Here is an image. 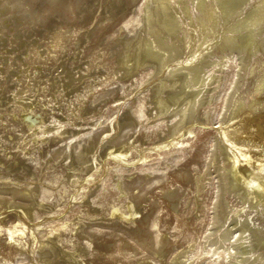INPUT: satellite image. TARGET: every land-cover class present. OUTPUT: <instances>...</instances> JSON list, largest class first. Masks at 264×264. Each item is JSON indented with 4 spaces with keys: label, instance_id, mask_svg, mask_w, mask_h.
<instances>
[{
    "label": "rangeland",
    "instance_id": "obj_1",
    "mask_svg": "<svg viewBox=\"0 0 264 264\" xmlns=\"http://www.w3.org/2000/svg\"><path fill=\"white\" fill-rule=\"evenodd\" d=\"M156 1L0 0V138L2 140L0 189L5 187V191H1L4 196L0 194L2 228L0 230V264H171L173 258L186 251L188 247L190 252L195 253L196 262L204 260L206 264H214L210 261L208 253L203 254L208 225L212 222L210 209L213 207L212 200L216 194V184L212 176H216L217 164L218 167L226 163L232 164L236 157L243 156L235 145L228 144L230 142L222 136L224 141L222 145L225 142L228 145L225 143L217 148L218 156L215 154L210 164L213 138L218 125L206 120L194 122L195 126L189 125L190 128H195L193 133L186 131L184 134L178 131L180 136L177 133L174 134L175 136L177 134L178 138L188 140L186 148L174 153L169 150L176 146V143L163 148L162 144L165 143L172 128L170 124L167 127L168 130L171 129L169 131L166 128L167 125L165 130L155 127L154 120L158 117L151 109H155L153 107L157 106L156 102L160 96H167L175 88H162L161 92L159 80L168 77V72L164 73V70H161V57L154 58L155 47L159 44L157 40L160 37L170 36L167 39H171L177 37V34L184 35L186 25L177 29L176 34L170 33L169 30L168 33L162 21L169 7L164 6L166 9L161 5L162 9ZM188 2L193 3L194 0H188ZM171 4L170 7L173 4L178 6H176L177 11L183 10L182 7L179 8L180 5L176 4V1ZM148 7L154 11L156 9L155 13L159 11L162 13L160 19H156L158 20L156 23H154L155 18L151 20L152 23L149 22ZM181 10L178 12L179 15L183 12ZM196 10L192 8L193 13ZM183 14L181 18L189 21V18ZM192 17L198 22L195 16L192 15ZM137 21L142 24L138 25ZM150 23L153 24V32H150L152 31ZM187 26L198 31L197 27H191L189 24ZM131 31H133L132 35ZM161 31L166 34L159 36ZM141 33H145L146 37L143 38L144 35L141 36ZM195 43L197 45V40ZM144 54L148 55L150 61L152 60V65L129 71L130 66H135ZM129 58L132 59L128 61ZM232 68L235 69L234 66ZM150 71L153 73L151 74ZM174 78H168L169 83L173 84ZM181 81L183 79L175 86L176 89L183 85ZM256 82V78H251L250 86H253L251 89L255 87ZM163 90L165 95L162 94ZM28 95L29 97L32 95L33 99L30 97L27 101ZM100 97H103L102 100ZM139 99L144 101L143 105L146 106L151 120L146 121L144 125L147 127L139 128L130 141L132 149H135L131 153V156L135 157L132 158L133 162L119 164L110 151L123 139L128 138L131 130L127 129L126 123L128 118L134 115L135 110L140 108ZM260 117L264 122V113ZM99 121L102 124H99ZM92 125L97 128H89ZM189 127L186 129L188 130ZM88 128V132L90 129L94 132L93 135L98 131L94 136L97 142L92 143L93 147L88 151L90 153L94 150L95 155L92 152L90 154L93 156L88 154L89 159L93 157L91 158L93 160L90 159L93 165L92 168L86 169L88 172L85 170L81 171L83 173L78 172L80 175H76L74 182L70 178V173L73 171L69 170L71 168L64 159L65 156L58 151L62 146L71 144L70 139L76 136L75 134L78 136L88 133L86 132ZM53 134L56 138L52 137ZM69 135L70 138H68ZM97 135L100 138L96 137ZM176 137L171 138L176 140ZM244 141L247 143L250 141L249 144L253 145L255 140L248 138ZM225 147L232 149H225ZM251 147L254 148V145ZM260 147L255 148V153L264 150V142ZM54 149L58 155H61L60 157ZM168 151L171 156H167ZM222 152L224 153L221 154ZM227 155L233 160L231 161L230 157L229 160L226 158L224 161V156L227 157ZM219 156H223L222 159ZM94 161L95 163L97 161L99 168L94 166ZM128 163L131 168L127 167ZM66 164L69 168L65 166ZM121 167L122 172H120ZM152 171L153 174L157 172L153 175ZM87 174L96 178L93 179ZM130 174L133 175L132 179L126 185H122L121 179ZM136 174L140 176V179H136ZM145 174L148 177L147 175L146 178L143 177ZM208 174L211 180L206 186L201 181L206 182ZM78 176L82 178H77ZM118 176L122 177L120 181ZM159 176L160 180H158ZM142 178L148 181L144 180L145 183L143 181L141 184ZM133 179H136L135 184ZM151 181L155 183L152 184ZM72 182L76 185L79 183L78 189ZM3 184L7 186L2 187ZM9 186L11 190L7 189ZM23 187L26 189H22ZM167 187L172 188L168 190ZM202 188L205 189L202 190ZM19 189L27 191L26 194L18 191ZM15 190L16 193H13ZM167 191H170L169 194ZM28 192L36 196L29 193L30 196ZM230 193L227 192L224 196L231 201L233 199V203L239 204V201ZM134 200L141 201L137 205L138 208L140 207L138 211H142L140 214L138 211L132 214L129 209ZM228 212L226 207L222 211L223 214ZM225 217L226 214L220 215L224 221ZM24 222L28 228L26 224L24 225L26 227L22 225ZM17 225L28 229H25L23 235L27 243L25 248H20L8 238L7 229ZM153 225L156 228L152 227ZM29 227L33 228L35 233L29 231ZM221 260L225 261L223 258Z\"/></svg>",
    "mask_w": 264,
    "mask_h": 264
},
{
    "label": "bare ground",
    "instance_id": "obj_2",
    "mask_svg": "<svg viewBox=\"0 0 264 264\" xmlns=\"http://www.w3.org/2000/svg\"><path fill=\"white\" fill-rule=\"evenodd\" d=\"M52 1H54V0H52ZM175 1H176V4L180 5L179 8H181V7L183 8V10H181V9L180 10L185 13V14H183V12H182L183 16L185 15V16H187V18H189L188 19L189 21H184L181 18L182 14L180 12L181 15H179L178 12L180 10L177 11V9H176L177 5H174L175 3L173 4L172 7H170V5H172L171 3L175 2ZM175 1H171V0H157L156 1L159 4V7H161V8H162V6L163 7L164 6L169 7L167 12H166L167 14L165 16L163 15L164 19L162 21L164 27L167 28V31L169 30L170 33L176 34L177 29L179 30V28H183V26L185 27V25H186V28H185L186 32L184 31V33H185L184 35L177 34V37L179 36L178 38L176 36L175 37L171 36L172 37L171 39H167L168 37L170 38V36H167V38H161V37L159 38V36L166 34V33L165 34L162 33L163 31H161L159 36L157 35L158 36L157 38H159L157 40L159 44L156 45V47H155L156 48V50H155L156 55L155 56L153 55V56H154V58L155 57H161V63H160L161 70L163 69L164 73L168 72L167 73L168 77L161 78L160 80L158 79L160 81L158 84H159V87L161 88V92H162V88H167V87H172L173 89L175 88V90L168 93L167 96H160L159 99L157 97V99H158V101L156 102L157 106L153 107L155 109H151V110L152 111L154 110L153 113H155V116L158 118H156L154 120L155 122L154 121L153 122L155 123V127H159L160 129L162 128L163 130H165L167 127H169L168 126L169 124L171 125L170 128H172V130L169 129V130H171V131H169L167 128V130L170 132V134H168V137L165 139V141L163 140L165 143L162 145H163V148L165 149V148H168L169 146H172V144L176 143L177 145L174 147H171L169 150L170 152H173V153H174V151L177 152L183 148H186V146H187L186 141H188V140L185 141V139L176 137L178 134V131L179 132L182 131L184 134L186 131H188L189 133H193V132H195V128H192V127L190 128L189 125H194V122L199 123V122H202L203 120L210 121V122L216 124V126L218 125L216 135L214 134L215 137L213 138L214 139V141H213L214 145H213V148L211 150V153L209 152L210 153V160L209 159L208 160H209L210 164H212L211 160L213 161L214 155L218 152L217 148L222 145V141H223L222 136H224L227 139V141L230 142L228 144L232 143L233 146L234 145L236 146L237 150L239 149V151L241 152V155L243 156V157L241 156L242 158H237L234 155V153H233V155H234V157H236L235 160H233L231 156H230L231 158L228 157V155L230 154L229 153L230 150L228 152L229 154L227 155V157H225L226 156L225 154L227 153L226 152L227 150H226L225 151L226 153L224 154L225 156H224L223 160L226 161L225 160L226 158L228 160L230 158V160L231 159L233 160V163L232 162H231L232 164L226 163V165H220V167H218V164H217V167L215 166L217 168L215 170L216 176L215 177L212 176V178H214L213 180L215 181L214 183L216 184V189H215L216 194H215L214 199L212 200L213 201V204H212L213 207L211 206L212 208L210 209V210H212V222L210 225H208L209 227L207 226L208 227V233H207L205 240H204V243H203L205 250H204V253L203 252L202 253L203 254L208 253L210 261L214 264H264V150H261V152L255 153V148L256 149H258V147L261 148L260 147L261 143L264 142V129H262L264 126V122L261 120V117H260V115L264 113V56H263V53H264V0H194L193 3L188 2V0H175ZM151 6L152 5H150V7ZM166 7H164V8H166ZM192 8H196L197 10L193 13ZM148 9H149V7H148ZM148 11H149V15H150L149 22H151V20H153L155 18L154 23H156L158 21V20L156 21V19H158V18L160 19V16L162 13L160 11L155 13V11H157L156 9H155V11L152 9H149ZM192 15L198 19V22L196 20H194L195 18H193ZM146 17H147V15H146ZM191 18H193V19H191ZM142 19H141V22H142ZM145 20H146V18L144 19V21ZM146 22H148V21H146ZM137 23H138V25L142 24V23H140V21H137ZM151 23H150V25H151L152 31H150V32H153V27H152L153 24H151ZM162 23H161V25H162ZM188 24L191 25V27L192 26L197 27L198 31H195L194 28L193 29L188 28V26H187ZM160 29H162V28H160ZM142 30H144V29H142ZM169 31H168V33H169ZM131 33H133V31H131L130 34ZM144 34L141 33V36ZM134 36L136 37V35H134ZM134 36H132V37H134ZM141 36H140V38H141ZM145 37L146 36L144 35L143 38H145ZM143 38H141V39L143 40ZM153 38L156 39V37H153ZM127 39H129V38H127ZM133 40L134 39H132V41ZM182 40H183V43H181ZM196 40H197V45L195 43ZM143 42H144V40H143ZM149 43H151V42H149ZM154 43H156V42H154ZM127 44L129 47V43H127ZM139 44L141 45L140 42H139ZM143 47H144V45H143ZM6 49H7V47H6ZM152 49H153V46H152ZM145 54H144V56L142 55V57L139 59L138 62H136L135 66H130L129 71H131L132 69L135 70V68H137V70H138L141 67L143 68V66L147 67V65L151 64L152 60L150 61V59L148 58V55H145ZM131 59L132 58H129L128 61H130ZM157 62H159V61L157 60ZM156 66H158V65H156ZM232 66H234L235 69H233ZM124 69H125V67H124ZM148 70H149V68H148ZM151 71H150V73H151ZM147 74H148V72H147ZM230 75H232V76H230ZM150 76L151 75H149V77ZM170 76L175 77L173 79V84L169 83V81H168L170 78H172ZM19 78H20V76H19ZM154 78H155V76H154ZM251 78H256V81H257L255 83V87L253 89H251L253 86L252 87L250 86ZM155 79H157V78H155ZM182 79H183V81H181V83L183 82L182 83L183 85L179 89H176L175 86ZM92 86H94V85H92ZM113 88H115V87H113ZM88 90H90V89H88ZM154 90H155V88H154ZM261 90H262V92H261ZM164 93H165V91L162 94H164ZM99 94H103V93H99ZM30 97H32V95ZM30 97H29V95L26 97L28 99L27 101H29ZM103 97L105 99V96H103ZM102 98H101V100H102ZM32 99H33V97H32ZM89 99H91V98H89ZM142 99H144V98H142ZM142 99H139V107L140 108L136 109L135 110L136 112L134 113V115L129 117L127 120L126 127H127V129L129 128L131 130L129 132L128 138L123 139V141H121L118 145L114 146L112 148V150L110 151L111 155L114 156V158L117 160V162H119V164H120V162H123V163L127 162V161L133 162L132 158L134 156H131V153H132V150H135V149L134 148L132 149V145L130 144V141H131L132 137L134 138L133 135H134V133L138 132L139 128H142L143 126L147 127L144 124L146 121H148L151 118V116H149V113L146 111V106L143 105L144 101ZM36 100H38V99L36 98ZM153 101H155V99ZM147 105H149V103ZM152 106H154V105H152ZM153 113H152V116H153ZM150 115H151V113H150ZM155 116H154V118H155ZM106 120H107V118H106ZM32 121L34 123L33 119H32ZM97 122H98V120H97ZM97 122H95V123H97ZM153 122H151V123H153ZM100 123L101 122L99 121V124ZM94 126L92 125L89 128H93ZM165 126H166V128H165ZM111 127L113 128L114 126H111ZM188 127H189V129L187 130L186 128H188ZM78 128H79V126H78ZM89 128L86 130V132L89 131ZM94 128L96 129L97 127H94ZM104 128H102V129H104ZM99 129H100V127H99ZM79 130H81V129H79ZM112 130H114V129H112ZM167 130H166V132H167ZM221 131L223 133H221ZM96 133H95V135H96ZM175 133H177L176 136L174 135ZM93 134H94V132L91 131V129H90V132H88L86 134L84 133V134H81L78 136H77V134H75L76 136L72 135L73 138L70 139L72 142L69 140L71 142V144H68V143H67L68 145L63 144V145H65V147L62 146L63 149H61L62 148L61 147L58 151V153L65 156L64 159H66V161L68 162V164L71 168L69 170L73 171L72 173H70L71 174L70 178L73 179V181L76 178V175L78 174V172L83 173L84 172L83 170L87 171L86 169H90V167L92 168L93 162L90 161V159L93 157H91L90 159H89V157H90V155L93 156L94 150L90 151V153L92 152L93 154H90L88 151L93 147L92 143L96 144L95 141L97 142V140H95V138H94L95 135H93ZM70 135L68 138H70ZM104 136H105V133H104ZM45 137L48 138L49 136H45ZM52 137L56 138V135L53 134ZM96 137H98V135ZM171 137H173V138L176 137L175 138L176 140H173ZM98 138H100V137H98ZM248 138H254V140H255L253 143L254 148L251 147V146H253L252 144H249L250 141L248 143H247V141L246 142L244 141V139H248ZM105 139H106V136H105ZM1 143H2V140L0 138V144ZM132 144H134V143H132ZM228 144L226 143L225 145H228ZM162 145H161V148H162ZM248 145H251V146H248ZM133 146H135V145H133ZM158 148H160V147H158ZM226 148L232 149V148L225 147V149ZM233 149H235V148H233ZM54 150L56 151V149H54ZM168 152H166L168 154L167 156H169L171 154L170 152L169 153ZM55 153L57 154V151ZM223 153L224 152H222L221 154H223ZM88 154H90V155H88ZM163 154H165V153H163ZM218 154L220 155V153H218ZM61 155H58V156L60 157ZM231 155H232V153H231ZM54 156H56V155H54ZM59 157H57V159ZM148 157H150V156H148ZM219 157H221V156H219ZM222 157H221V159H222ZM95 158L97 159V157H95ZM216 158L218 159V157H215V159ZM172 159H175V158H172ZM91 160H93V159H91ZM219 160H220V158H219ZM166 161H168V160H166ZM173 161L175 162V160H173ZM224 161H223V163H225ZM164 162H165V159H164ZM94 163H95V161H94ZM96 163H97V161H96ZM96 163L94 164V166L95 165L97 166ZM151 163H152V161H151ZM169 163H171V162H169ZM215 163H213V164H215ZM218 163H220V161ZM128 164L129 165L127 167L131 168L130 163H128ZM157 164H155V165H157ZM166 164H168V163L166 162ZM65 166L68 167L67 164ZM124 166H125V164H124ZM125 168H126V166H125ZM210 169H212V168H210ZM124 170H123V172H124ZM131 170H130V172L133 173ZM81 171H83V172H81ZM134 171H136V170H134ZM146 171H144V173ZM177 171H179V170H177ZM211 171H213V170H211ZM120 172H122V167H121ZM137 172H138V170H137ZM156 172H155V174H156ZM80 173L78 175H80ZM93 173H92V175L94 176ZM146 173L149 174L148 172H146ZM151 173L153 174V171ZM161 173H163V172H161ZM178 173H180V172H178ZM117 174H120V173H117ZM147 174H145L143 177H145ZM155 174H153V175H155ZM92 175L91 176L88 175V176L92 177ZM120 175H122V174H120ZM136 175H137L136 179L137 178L140 179V176L138 177V174H136ZM203 175H205V174L203 173ZM132 176L133 175L130 174V175H127L123 179H121L122 178L121 176H118V179H119V181H120V179L122 180L121 181L122 185H126L127 182H129V180L132 179ZM161 176H163V174ZM147 177H148V175H147ZM150 177H151V174H150ZM210 177H211L210 175L207 176L208 182L207 181L202 182V181H204V180H202L201 183H203V185L207 186V184L211 180ZM77 178H82V177L78 176ZM94 178H96V177H94ZM134 178H135V176H134ZM136 179L135 180L133 179L134 184H135ZM204 179H206V178H204ZM144 180H146V179H143L141 181V184H143ZM158 180H160V176H159ZM158 180L156 182H158ZM146 181H148V179ZM152 181L150 183H152V184L155 183ZM2 182L5 183L4 181H2ZM6 182L8 183V181H6ZM76 183H78V182H76ZM144 183H145V181H144ZM72 184H73V182H72ZM147 184H149V182ZM4 185L5 184H3L2 187H4ZM7 185H10V183ZM7 185H5V186H7ZM73 185H76V184H73ZM77 185H76V187H77ZM119 185H120V182H119ZM130 185H131V183H130ZM150 185H149V189H150ZM173 186H175V185H173ZM10 187L11 186L7 187V189L8 188L10 189ZM200 187H201V185H200ZM0 188H1V186H0ZM24 188L25 187H23L22 189H24ZM120 188L123 189V191H126V189H124L123 187H120ZM170 188H172V187H170ZM198 188H199V183H198ZM4 189H5V187L0 189V194H1V191ZM22 189L21 190L19 189L18 191H20L22 193L25 192V193H23L25 195L27 191H24V190L22 191ZM77 189H78V187H77ZM149 189H147V190H149ZM167 189H168V187H167ZM200 189L201 188H199V191H200ZM203 189H205V188H202V190ZM31 190H33V188ZM63 190H65V189H63ZM141 190H143V189L141 188ZM35 191H33V192H35ZM167 192L169 194L170 191H167ZM176 192H177V190L175 191V194H176ZM227 192H231L232 195L237 199V201H239V204H235L232 202L233 199L231 201L227 197H225L224 195ZM13 193H16V190ZM18 193L19 192H17V194ZM29 193L30 192H28V194ZM30 194H33V193H30ZM1 195L4 196L3 193ZM13 195H15V194H13ZM33 195H35V194H33ZM143 195L146 197L145 194H143ZM170 197H171V195H170ZM174 197H175V195H174ZM1 198H2V196H1ZM10 199H12V198H10ZM173 199H175V198H173ZM176 199H178L177 196H176ZM14 200H16V199H14ZM28 200H29V198H28ZM36 200H35V202H36ZM10 201L12 202V200H10ZM22 202H20V203L22 204ZM37 202H38V200H37ZM139 202H141V201H139ZM139 202L138 201L136 202L134 200V202H132L130 204L132 207L130 206L129 209H131L132 214L134 212L138 211V209H140V207L138 208V206H137L138 204H140ZM15 203H17V202L15 201ZM15 203H14V205H15ZM32 203H30V205ZM32 205L34 206V204H32ZM225 207L229 210V212H228V214L224 213V214H226L225 221H224V220H222L224 217L221 219L220 215L221 214H222V216L224 215L222 213V211L225 209ZM225 211H227V210H225ZM141 212H139L138 214H140ZM133 216H135V215H133ZM135 217H137V216H135ZM25 224L26 223L24 222L22 225L24 226ZM18 225L10 227L9 230L7 229V231L9 232L8 238H9L10 242L18 244V246H20V248L21 247L25 248V246H27L26 245L27 243L23 239V235L25 234V229L28 228V226L26 224L27 227L24 226L26 228H23L21 226L19 227ZM154 226L155 225H153L152 227H154ZM4 228L6 230V227H4ZM154 228H156V227H154ZM1 229L2 228H1V222H0V230ZM26 230H28V229H26ZM35 230L36 229H34V231ZM29 231H32V233H35V232H33V228L32 229L30 228ZM33 237H35V235ZM159 242H161V241H159ZM165 243H166V240H165ZM33 248H34V246H33ZM153 249H155V248H153ZM190 251H191L190 247H188L186 251H183V252H181V254L179 253V255H176L175 258H173V261L171 262V264H206V261H204V260H202L201 262H196L195 261V253H192ZM161 252H163V251H161ZM39 254L41 255L40 252H39ZM222 258L225 259V261H222L221 260ZM30 260H32V259L30 258Z\"/></svg>",
    "mask_w": 264,
    "mask_h": 264
}]
</instances>
